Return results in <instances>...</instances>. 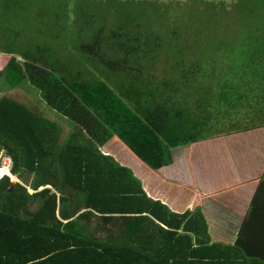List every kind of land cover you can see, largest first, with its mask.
I'll return each mask as SVG.
<instances>
[{
    "label": "trees",
    "instance_id": "obj_1",
    "mask_svg": "<svg viewBox=\"0 0 264 264\" xmlns=\"http://www.w3.org/2000/svg\"><path fill=\"white\" fill-rule=\"evenodd\" d=\"M75 5L53 10L64 21L54 25L76 27L82 15ZM100 27L79 47L90 53L85 61L92 67L81 75L46 62L49 47L20 58L0 53V76L8 89L27 82L72 124L64 133L40 107L9 93L0 96V157L11 159L10 171L20 180L0 178V264H251L235 247L208 241L198 209L171 212L99 147L114 136L156 170L170 162L172 147L196 140L202 120L219 119L206 102L227 104L216 111L225 119L236 106L253 107L264 99V30L242 35L248 44L244 62L232 67L225 52L224 70L218 71L225 80L213 95V86L198 74L204 65L207 78L217 74V42L206 59L203 49L191 48L192 60L182 65L189 46L179 48L180 59L172 54V62L166 51L176 49L172 41L183 36L176 27L160 29L153 40L137 23L127 27L108 18ZM154 45L155 86L140 64ZM236 77L244 78L238 83Z\"/></svg>",
    "mask_w": 264,
    "mask_h": 264
},
{
    "label": "rangeland",
    "instance_id": "obj_2",
    "mask_svg": "<svg viewBox=\"0 0 264 264\" xmlns=\"http://www.w3.org/2000/svg\"><path fill=\"white\" fill-rule=\"evenodd\" d=\"M74 3L78 5L82 15L76 27L54 25L62 24L64 21L63 15L60 16L59 13L53 15V10L63 5L73 6ZM166 4L168 6L164 7ZM108 18L115 24L127 23V27L137 23L142 27L140 31L142 35L151 36L150 40H153L152 35L159 33L160 29L166 33L171 32L172 27H176L177 33L183 36L177 35L178 38L172 41L176 49L166 51L169 52L172 62L174 61L171 59L172 54L174 58L180 59L184 54L179 48L182 45L189 46L182 65L192 60L191 48L198 47L200 51L203 49L202 57L206 59L211 48L209 46H212V42H217L216 46L219 48V54L218 50L216 51L217 57L219 56L215 67L217 74L207 78L206 65L202 66L205 72L198 74L202 78L205 77L204 81L213 86L211 91L214 95L215 92H219V85L225 80L226 75L218 73L224 70L222 61L225 59V52L230 53L232 67H235L236 63L244 62L248 59L243 54L246 50L245 45L248 44L242 41V35L254 30L255 27H262L264 30V0H0V53L12 52L20 58V55L35 54L38 48L49 47L43 53L46 62L57 64L65 73L75 71L81 75L84 68L92 67L89 61H85L90 59V53L79 47L90 43L93 33L98 31ZM107 29L109 31L112 27ZM151 44L148 43V46ZM140 64L149 75L154 76L152 85L155 86L156 45L147 50ZM235 74L237 69L233 70V79H230V82L231 80L235 82ZM1 78L0 76V96L9 93L20 97L19 99L28 106L40 107L42 114L58 122L64 133L72 128L71 122L47 106L39 97L37 90L27 82H23L25 83L23 87L8 89ZM243 78L236 77V80L239 83ZM114 79L116 80L115 76L110 78L111 81ZM216 103V100L209 104L206 102L207 110L213 115H218L216 111H222L227 105ZM225 125L226 120L211 118L210 125L202 133L217 132V128H223ZM3 176L0 175V178ZM9 179L20 181L14 175L9 176Z\"/></svg>",
    "mask_w": 264,
    "mask_h": 264
},
{
    "label": "crops",
    "instance_id": "obj_3",
    "mask_svg": "<svg viewBox=\"0 0 264 264\" xmlns=\"http://www.w3.org/2000/svg\"><path fill=\"white\" fill-rule=\"evenodd\" d=\"M218 115L227 125L202 133L210 125L202 120L196 140L172 147L170 162L156 170L114 136L99 150L127 167L147 196L171 212L198 209L210 243L235 247L251 264L264 263V99L234 107L227 119Z\"/></svg>",
    "mask_w": 264,
    "mask_h": 264
},
{
    "label": "built area",
    "instance_id": "obj_4",
    "mask_svg": "<svg viewBox=\"0 0 264 264\" xmlns=\"http://www.w3.org/2000/svg\"><path fill=\"white\" fill-rule=\"evenodd\" d=\"M11 165H12L11 159L6 155H2L0 157V171H1L0 175L1 176L9 175L11 170Z\"/></svg>",
    "mask_w": 264,
    "mask_h": 264
},
{
    "label": "clouds",
    "instance_id": "obj_5",
    "mask_svg": "<svg viewBox=\"0 0 264 264\" xmlns=\"http://www.w3.org/2000/svg\"><path fill=\"white\" fill-rule=\"evenodd\" d=\"M12 175H13V174H12L11 171H10L9 175H4V176H8V177L11 176V177H12ZM15 182H20V181H18V180L16 179ZM30 192H31V191H30Z\"/></svg>",
    "mask_w": 264,
    "mask_h": 264
},
{
    "label": "water",
    "instance_id": "obj_6",
    "mask_svg": "<svg viewBox=\"0 0 264 264\" xmlns=\"http://www.w3.org/2000/svg\"><path fill=\"white\" fill-rule=\"evenodd\" d=\"M12 184H15V181H11Z\"/></svg>",
    "mask_w": 264,
    "mask_h": 264
},
{
    "label": "bare ground",
    "instance_id": "obj_7",
    "mask_svg": "<svg viewBox=\"0 0 264 264\" xmlns=\"http://www.w3.org/2000/svg\"><path fill=\"white\" fill-rule=\"evenodd\" d=\"M0 173H1V171H0Z\"/></svg>",
    "mask_w": 264,
    "mask_h": 264
}]
</instances>
